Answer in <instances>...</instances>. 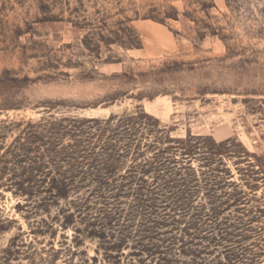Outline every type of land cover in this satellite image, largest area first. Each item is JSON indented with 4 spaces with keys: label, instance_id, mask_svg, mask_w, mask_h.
<instances>
[{
    "label": "rangeland",
    "instance_id": "rangeland-1",
    "mask_svg": "<svg viewBox=\"0 0 264 264\" xmlns=\"http://www.w3.org/2000/svg\"><path fill=\"white\" fill-rule=\"evenodd\" d=\"M123 114L194 172L53 138ZM0 264H264V0H0Z\"/></svg>",
    "mask_w": 264,
    "mask_h": 264
},
{
    "label": "trees",
    "instance_id": "trees-1",
    "mask_svg": "<svg viewBox=\"0 0 264 264\" xmlns=\"http://www.w3.org/2000/svg\"><path fill=\"white\" fill-rule=\"evenodd\" d=\"M149 117L148 115H146ZM72 123H79L82 127L72 125ZM54 126L58 127L59 133L53 137L59 146L64 147L61 139L69 138L73 141V145L70 143L67 151H70L69 159H74L75 156L82 155L80 157L90 160L93 157L109 161L118 158L127 159L132 158L134 164L131 171L137 175L149 176L152 174H162L168 178H175L179 176H186L189 163V169L194 172V168L191 167V162L198 156H201L199 151L203 149L200 141L204 139L201 136L189 135L185 139H174L170 135L163 138L168 142L169 146L163 147V143L143 144L139 142V134L144 130L142 118L136 115H115L106 120L97 119H69L61 118L53 122ZM160 124V123H159ZM28 128L35 132V135H40L41 131L46 128L42 127L44 123L33 124L28 123ZM160 126V125H159ZM87 128L89 130V139L83 140L82 129ZM159 132L165 135L166 128L162 127ZM81 133V134H80ZM36 138L39 137L36 136ZM139 140V141H138ZM232 139L217 144L214 142V148L209 149L210 155L222 156V149L230 144ZM216 148V149H215ZM218 148V149H217ZM82 149V150H79ZM219 150V151H218ZM152 153V156L148 155ZM206 153L204 156H209ZM150 156V157H149ZM177 156L181 158L177 159ZM139 161H143V164L138 167ZM182 162V165L180 164ZM119 172L121 169H116ZM197 178V176H196ZM198 181V179H196ZM184 187L183 184L186 181H173ZM169 185H167L168 188ZM169 187V189L176 190L177 188Z\"/></svg>",
    "mask_w": 264,
    "mask_h": 264
}]
</instances>
